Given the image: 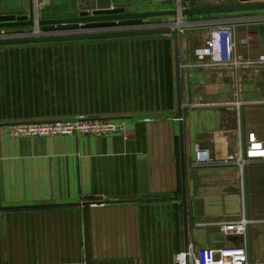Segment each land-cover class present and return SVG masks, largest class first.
<instances>
[{
	"label": "crops",
	"instance_id": "crops-1",
	"mask_svg": "<svg viewBox=\"0 0 264 264\" xmlns=\"http://www.w3.org/2000/svg\"><path fill=\"white\" fill-rule=\"evenodd\" d=\"M183 1L189 8L264 0ZM40 3V20L96 7V0ZM112 5L174 10L177 0ZM30 11L31 0H0V13ZM175 34L0 46V264H174L191 241L212 248L246 244L248 251L251 244L253 261L264 264V161L246 167L248 186L237 165H193L198 147L220 160L234 157L249 131L264 139V67L195 68L193 50L204 44L207 29ZM237 40L244 59L257 57L264 52V22L240 26ZM179 114L183 121L175 119ZM79 115L124 122V130L9 135L12 123ZM255 181L259 202L250 193ZM243 197L253 221L247 237L227 235L220 223L241 216Z\"/></svg>",
	"mask_w": 264,
	"mask_h": 264
},
{
	"label": "built area",
	"instance_id": "built-area-1",
	"mask_svg": "<svg viewBox=\"0 0 264 264\" xmlns=\"http://www.w3.org/2000/svg\"><path fill=\"white\" fill-rule=\"evenodd\" d=\"M41 3L40 0H31L32 17L35 22L31 32L8 33L4 28L0 29V39L25 37L33 34L53 33L41 29L38 24ZM184 1L177 0L176 9L181 12L184 9ZM173 17V16H172ZM178 17V18H177ZM253 17V18H248ZM263 23L264 14L256 16H241L236 18L221 19L217 21H185L184 17H173L172 22H165L175 31L177 37L184 35L188 29L206 28L207 38L203 45L196 46L193 50L195 63L193 67L215 69L218 67H230L235 72L239 68H251L259 71L264 67V52L257 57L244 59L239 54V41L237 31L240 26ZM58 31V30H56ZM62 32V31H61ZM183 121L184 116L179 114L175 118ZM146 121L152 120L146 117ZM124 122H115L107 118H93L79 115L72 118H55L44 121H23L12 123L9 126L11 137H43L53 135H101L122 132ZM264 161V139H261L256 131H249L245 139L240 141L238 151L232 158L217 159L209 147H198L195 151L193 165L205 168L215 165H237L240 174L244 177L245 168L254 162ZM244 209L238 219L221 222L220 229L225 234L247 237L252 219L247 216L245 197H243ZM86 264V263H83ZM174 264H263L250 261L247 245L225 246L220 248L197 247L191 241L186 248L175 255Z\"/></svg>",
	"mask_w": 264,
	"mask_h": 264
},
{
	"label": "water",
	"instance_id": "water-1",
	"mask_svg": "<svg viewBox=\"0 0 264 264\" xmlns=\"http://www.w3.org/2000/svg\"><path fill=\"white\" fill-rule=\"evenodd\" d=\"M256 9L264 10V1L205 7H195L194 4H191L189 8H184L181 12L177 9L129 12L123 6H113L112 0H96V7L94 9L91 11H81L77 17L39 21L38 24L43 30L52 31L53 33H38L25 37L0 39V46L165 34L172 32L171 27L167 26L164 21L165 17L180 15L183 18L185 15L228 13ZM34 25L32 11L29 14L22 15L13 12L0 13V29L13 26H24L28 29L34 27ZM60 29H65L66 31H56ZM245 171L248 186L247 168H245ZM247 204V216L250 218L249 198ZM248 252L250 261H253L251 244L249 245Z\"/></svg>",
	"mask_w": 264,
	"mask_h": 264
},
{
	"label": "rangeland",
	"instance_id": "rangeland-1",
	"mask_svg": "<svg viewBox=\"0 0 264 264\" xmlns=\"http://www.w3.org/2000/svg\"><path fill=\"white\" fill-rule=\"evenodd\" d=\"M28 29H30L28 32H31L32 31V28H28ZM58 31L60 32V31H66V30L65 29H60ZM259 168H260L259 166H252L251 167V170L253 172H258L257 169H259ZM251 192H252V194L254 196V198H253L254 201H256V202L261 201V182H256L255 181V183L253 184V186L252 185L250 186V193Z\"/></svg>",
	"mask_w": 264,
	"mask_h": 264
}]
</instances>
